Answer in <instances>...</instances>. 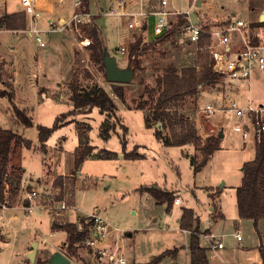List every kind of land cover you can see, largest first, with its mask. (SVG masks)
Masks as SVG:
<instances>
[{
	"label": "rangeland",
	"instance_id": "374dc122",
	"mask_svg": "<svg viewBox=\"0 0 264 264\" xmlns=\"http://www.w3.org/2000/svg\"><path fill=\"white\" fill-rule=\"evenodd\" d=\"M85 1H88V8L95 14L96 23L102 30L101 37L105 50L117 56L120 67L132 68L129 65V44L140 30L128 28L124 19L99 14L102 7L107 9L115 0ZM134 1L136 0H129L130 5H134ZM11 2L13 0H9V3ZM208 2V6L203 10L206 11L209 23H214L215 19L219 21L226 19V16H222L223 13L230 16V12H235L237 14L235 17L243 18L256 26L264 10V0H208ZM3 10V4H0V14ZM173 20L175 23L178 18ZM261 32L264 34V26L261 27ZM17 33L18 52L13 56L15 63L11 60V64L6 65V60L0 59V69L3 68L0 70V89L8 91L14 89L16 93L14 82L18 78V93L13 100L20 108L27 110L28 115L32 117L33 125H25L15 114L12 101L7 97H1L0 127L10 128L32 140V147H18L9 165V170L13 164L21 167L16 168L12 175L13 179H16L18 174L24 176L26 172L28 182L24 184L21 182V189L16 194L10 191L6 202L12 203L14 207H21L24 212L20 220L12 217L11 223L7 222V227L2 228L0 224V264H37L38 259H49L55 251L66 254L71 259V264H94L93 258L99 254L84 245L85 240L76 243L78 255H68L66 231L53 230L52 224L55 219L64 223H80L81 219L86 218L91 225L89 215L97 212L107 215L114 225L124 230V234H114L110 244H116L117 240L123 243V247L125 244L126 256H133L136 260H147L151 254H158L176 244L180 248V260L185 263L190 233L176 232L178 217L176 215L171 217L172 210L167 211L166 203H158L150 193L142 192L140 187L143 185L167 187L181 192L182 195L176 194L181 198V204L174 205L177 209L195 206L201 219L200 233L201 228L205 231L212 227L213 220L210 215L218 209L219 200L216 196L222 190L221 205L227 220L220 221L218 228L226 234L223 240L227 249L234 250L238 247L236 237L232 233L236 229L233 220L237 209L235 188L242 180L243 163L255 155V140L244 139L234 130V123L237 121L235 116L229 114L207 116L202 111V105L206 102L217 101L220 96L219 90H222L223 86L221 80L216 86L201 87L196 97L188 96L180 102V108L195 121L202 138L198 143L164 145L156 138L154 129L147 127L145 123L146 115L151 114L153 103L144 109L138 108L140 103L149 97L147 88L155 87L157 76L167 65L175 64L182 67L197 63L199 47L188 39L182 29L165 41L151 45L139 57L140 68L134 71L130 81L117 82L123 86L124 100L114 93L113 82L107 79L99 64L92 60L90 49L75 47L79 40L77 33L72 31L45 33L48 47L44 49L37 47L34 52L28 49L27 33L24 30ZM82 33L87 35L84 30ZM143 36L148 42L156 39L149 32L143 33ZM120 45L128 47L125 55L117 52ZM4 80L7 81L6 85ZM238 85L236 94L241 97V103L245 104L252 100L256 104H264V71H255L250 82H239ZM94 87H101L108 92L117 105L118 116H121V121H117V131L108 140L99 136L100 125L105 118L99 107L91 105L77 107L73 100V94L84 93ZM66 111L71 112L60 117L62 125L53 131L47 141L51 149L41 150L38 125L52 126L57 117ZM122 123L128 127L126 151L133 150L138 145L135 150L143 157L120 159L119 156L125 154L119 137L126 134ZM221 132L223 136L219 135ZM164 133L169 135L170 131L166 129ZM209 136L218 137L221 146L209 157L202 169L195 172L191 157L196 159V164L202 162L204 154L201 146ZM81 142V146L94 145L96 147L94 153L108 149L116 152L117 156L112 158L90 156L78 169L75 167L67 169L68 174L57 175L54 179L49 177L50 172L54 171L56 174L60 168L68 166V162L66 164L60 156L62 147L70 152ZM69 166L72 167L73 162ZM60 176L62 181L71 179L76 182V209L67 211L63 217L54 218L45 210L29 212L24 208L25 191L38 189L42 192V200L46 199L47 193L59 191L55 183ZM212 189L216 191L211 193ZM210 205L214 206V211H209ZM27 215L35 219L33 223L38 229L36 239H39V245L34 261L24 253L27 248L32 249L31 245L28 247L25 245L29 243ZM16 222L20 225H16ZM7 228L11 229L12 237V242L8 245ZM128 231H134V236L128 238L126 235ZM241 232L246 242L253 238L251 229L246 224L241 225ZM200 242L208 244L209 237L201 236ZM164 260L161 264H166ZM139 263L132 261V264ZM103 264L108 263L104 261Z\"/></svg>",
	"mask_w": 264,
	"mask_h": 264
},
{
	"label": "trees",
	"instance_id": "16d2710c",
	"mask_svg": "<svg viewBox=\"0 0 264 264\" xmlns=\"http://www.w3.org/2000/svg\"><path fill=\"white\" fill-rule=\"evenodd\" d=\"M85 2L88 4V1ZM186 20V17L179 16L177 22L173 23L171 28L164 34L156 37L154 41H146L143 36V29L140 30L139 33L135 35L134 40L129 44V65H131L133 70L136 71L140 68L139 57L145 53L151 45L157 42H163L172 37L182 28V25ZM0 23L8 29H24L26 27L23 13L18 12L7 14L6 11H3L0 14ZM257 25L264 26V22L259 21L257 22ZM83 30L85 34L89 35L92 39V42L88 47L90 49L92 60L99 64L105 72L106 67L104 64V57L106 50L103 46V39L101 37L102 30L100 26L95 22L91 26H84ZM204 40L205 39L202 38L199 43L197 63L195 65H185L182 67H178L175 64L167 65L163 72L157 76L155 87L152 89L147 88L149 94L148 99H145L138 106V108L144 109L145 106L153 103L151 114L146 115L145 123L147 127L154 129L156 138L164 145L169 146L198 143L202 139L195 121L190 119V116L186 115V113L180 108V102L188 96L196 97L199 94L201 87L216 86L221 80L220 76L214 72L212 68V61L209 54L201 49ZM112 88L114 93L120 99L124 100L125 92L123 86L117 82H113ZM156 89L157 94H155ZM1 97H7L12 101L15 114L25 125H33L32 117L28 115L27 110L25 108H20L15 104L13 100L15 97L14 89L12 91L0 89V98ZM73 100L77 107L85 105H91V107L98 106L100 112L105 115V118L100 125L99 136L108 140L112 134L117 131V121H121V116H118L117 105L105 89L94 87L84 93L73 94ZM70 112L71 111H66L61 113L52 126H46L43 124L38 125V140L41 150L47 149V141L53 131L62 125L60 117L67 116ZM159 121L162 122L161 126L157 125ZM123 128L126 131V134L119 137L125 150L124 157L134 159L143 157L135 150L138 145H136L133 150L126 151L128 127L123 124ZM166 129L170 131L169 135L164 133ZM220 143L218 137L209 136L206 139V142L201 146V150L204 154L202 162L196 164V159L191 157V163L194 165L195 172L202 169L211 154L220 148ZM81 145L82 142L74 151L76 169H78L84 160L90 156L97 155L100 158H112L117 156L116 152L108 149L94 153L96 147L92 144ZM18 147L31 148L32 140L10 128L0 127V209L5 201V190L7 185L9 186V191L14 194L21 189L23 174H18L16 179L12 178L16 168L21 167L13 164L12 169L9 170L12 155ZM56 180L55 185H61L62 177L60 176ZM140 190L142 192L147 191L150 193L158 203H167L168 212L172 210L177 197L174 190L155 185H143L140 187ZM236 197L239 216L241 218L252 219L257 228L258 221L264 218V139L257 143L255 157L243 164L242 183L237 186ZM6 204L8 207L13 206L12 203ZM196 220L197 225H194ZM198 221L199 218L196 216L193 208H183L180 218V227L190 231V243L188 246L189 262L190 264H211L207 255V247L202 246L199 242L200 227ZM52 228L53 230L63 229L66 231L67 237L65 242L67 244L68 255L70 256L78 255L76 243L84 241L91 231L90 222H87L86 218L81 219L80 223H64L55 219ZM259 251L262 263L257 264H264V244H260ZM178 252V247L167 248L159 254L154 255L150 260L140 262L139 264H161L167 257L175 259ZM37 262V264H49V259H38Z\"/></svg>",
	"mask_w": 264,
	"mask_h": 264
},
{
	"label": "built area",
	"instance_id": "2783aa9c",
	"mask_svg": "<svg viewBox=\"0 0 264 264\" xmlns=\"http://www.w3.org/2000/svg\"><path fill=\"white\" fill-rule=\"evenodd\" d=\"M158 0L157 4L149 8L141 6L131 9L129 0H115L107 9L102 8L99 14L123 18L130 29H138L149 32L158 37L168 31L173 25L174 18L186 17L182 30L188 39L199 47L204 38L201 49L205 50L212 61V68L221 78L222 90L217 101H208L202 105V111L207 116L233 115L237 118L234 130L239 132L244 139L253 138L256 143L264 139V104H256L248 100L241 103L238 97L237 86L239 82H250L255 71H264V34L259 25H252L243 18L230 15L226 19L209 23L206 19L204 7L208 6V0ZM22 11L25 13L28 24L24 31L40 47L48 46L45 33L68 32L77 33L78 42L75 47L87 48L92 39L82 33L83 27L93 25L96 16L91 12L84 0H75V11L71 16L49 19L44 27L41 23L42 9L39 0H20ZM197 13V22L192 20V13ZM117 52L125 55L128 52L126 45H120ZM59 191L47 193L46 199L42 200V192L38 189L25 191L24 208L29 212L45 210L54 218L63 217L64 214L76 209L75 195L76 182L65 179L58 186ZM10 191L7 185L3 207H8ZM181 198L175 199L179 204ZM91 224L90 234L84 241V245L91 247L99 254L100 258L106 259L108 264H129V259L121 245L110 249L108 246L114 234H124V230L113 224L112 220L99 212L89 215ZM188 232V229H185ZM209 248H223L224 242L212 241L216 236L210 235ZM238 240L242 239L240 232L236 233ZM215 255V254H214ZM97 264H101L98 262Z\"/></svg>",
	"mask_w": 264,
	"mask_h": 264
},
{
	"label": "crops",
	"instance_id": "0c3cea01",
	"mask_svg": "<svg viewBox=\"0 0 264 264\" xmlns=\"http://www.w3.org/2000/svg\"><path fill=\"white\" fill-rule=\"evenodd\" d=\"M74 1L75 0H39L40 7L42 9V20H41L42 25L44 27H46L48 25V20L52 19V18L53 19H55V18L58 19V18L71 16L73 14V12L75 11ZM157 1L158 0H156V1L153 0V2H150L149 0L148 1H146V0H136V1H134L135 2L134 5H130V4L129 5L131 6V9H138L141 6H144L145 8L146 7L149 8L148 6L151 7L152 5L157 4ZM0 4H3V9H4L3 11H6L7 14L13 13V12L23 13V15L25 17V21H26V26H27L28 20H27V17L25 15V13L22 11L20 0H13V2H11V3H9V0H0ZM86 5H87V3H86ZM87 7H88V5H87ZM230 15L236 16L237 14L235 12H230ZM222 16L225 17V16H229V15H224V13H223ZM118 19H123V18H118ZM258 20L260 21V18ZM24 29H21V28L20 29H18V28H16V29H8V28L4 27L0 23V59L1 60L5 59L6 60V65L11 64L10 63L11 60L14 61L13 56H15V54L18 52L19 35H18L17 32H21ZM27 35L29 37V47H28V49H29L30 52H32L34 49L36 50L37 47L39 49H44V48L48 47V46H46V47L38 46V44L34 41V39L32 37L29 36L28 33H27ZM14 63H15V61H14ZM1 70H3L2 67H1ZM17 80H18V78H16L15 82H14L15 87H16L15 95L18 93ZM4 82H5V85H6L7 81L4 80ZM252 140H253V138H252ZM254 143H255V154H256V142L254 141ZM220 146H221V143H220ZM47 148L51 149L50 147H48V143H47ZM75 149H73L70 152H67L65 150L64 146L62 147L60 156H61L62 159L65 160L66 164L68 162V166H64V167L60 168L59 171L56 174L54 173V171L50 172L49 173V177H52V179H54L57 175L68 174L67 169L75 167V155H74ZM119 157H120V159L121 158L122 159L125 158L123 155H120ZM254 157H255V155L253 156V158ZM253 158H251V159H253ZM251 159H249V160H251ZM71 162H73V166L72 167L69 166V165H71ZM242 170H243V167H242ZM27 178H28V176H26V172H24V176H23V179H22V182H23L22 184H24L25 182H28ZM242 178H243V175H242ZM32 179H34V178H32ZM241 183H242V180H241V182H239L236 185L239 186ZM206 186H208V185H206ZM163 188H167V187H163ZM167 189L174 190L176 192V194L177 193L181 194V192H179L177 189H172V188H167ZM236 189H237V186L235 188V194H236ZM213 191H216V190L212 189L210 192L212 193ZM221 193H222V190L216 196L217 199L219 200L218 209L216 210V212H214L212 215H210L212 220H213L211 222L212 227L208 228L205 231L201 228L202 232L200 233V236H199V242H200V237L201 236L207 235L209 237V243L208 244H202L201 242H200V244L202 246H204V247H207V255H208V258L210 260V263L211 264H257V263H262V258H261V254H260V251H259V246H260V244H264V218H262V219H260L258 221L257 228H256L255 224H254V221L252 219L241 218L239 216L238 207L236 209V214L237 215L235 214L234 218H233V220H235L234 224H235L236 229L232 233H233V235L235 237H236V233L237 232H240L242 234L241 225L246 224V226L251 229V232L253 234V238L246 242L245 241V236L243 234H242V239L241 240H238L237 237H236V241H237L238 247L235 248L234 250L227 249L225 244H224L225 246L223 248L216 249V252L213 249L209 248L210 239H211L210 235L211 234H214L216 236L214 239H212V241H214V242L220 241V240H222L224 242L223 237L226 235L223 232L222 229L218 228V224H219L220 221H226L227 220L226 214H225L224 209H223V207L221 205ZM183 200H184V197H183ZM180 204H181V202L179 204H177V205L179 206ZM175 205L172 208V211L171 212L169 211V212L171 213V217L173 215L174 216L176 215L178 217L177 218L178 227L176 228V232H183L184 234H188V233H190L189 230H188V232H185V229L180 227L181 214H182L183 208L187 207V206H183V207L177 209L175 207ZM236 206H237V197H236ZM189 207L194 209L196 216H198V218H199V221H198L199 223L198 224L200 226V220H201L200 219V214L198 213V211L195 208V206H189ZM214 209H215L214 206L210 205L209 211H214ZM22 210H21V207H17V206L1 208L0 209V224H1L2 228L8 226L7 222L11 223L12 217H13V219L16 218V220L22 219L23 218V212H24V210L23 211ZM26 218H27L26 219L27 220L26 224L28 225V228H29V230H28L29 232L27 234V238H28L27 241H29V243L25 244V245H26V247H28V245L30 246L33 241H35V240L39 241V239L38 238L36 239V234L38 233V229L36 228V224L33 223V221H35V219H33V217L31 215H27ZM18 223L19 222H16L15 224L17 225ZM18 225H20V224H18ZM194 225H197V220L194 222ZM7 231H8V237H6V240H7L6 244L8 245V244H11L12 237H11V229L7 228ZM53 233H55V232H53ZM126 233H127L126 235H127L128 238L134 236V231H128ZM171 241L173 242L174 239H171ZM118 244L123 247V243H119L118 240L116 241V244L113 245V244L109 243L108 246L110 247V249H113ZM174 247H178V245L173 244V246L168 247V248H174ZM124 248L126 249L125 244H124L123 249ZM29 251H31L30 248H27L26 252H24V253H27V255H28ZM125 252H126V250H125ZM88 255H90V254H88ZM154 255H157V254H151L150 258L147 259V260H136L133 256L129 257V255L127 257L129 259V264H132V261H134L136 263L148 261ZM104 261H106V259H104V258L102 259L99 256L96 257V258L95 257L93 258V263L94 264H97L98 262H101L103 264ZM164 263H166V264H190V262H189V247L186 248V260H185V263H183L182 260H180V248H179L178 255H177V257L175 259L166 258L164 260Z\"/></svg>",
	"mask_w": 264,
	"mask_h": 264
},
{
	"label": "water",
	"instance_id": "95a60500",
	"mask_svg": "<svg viewBox=\"0 0 264 264\" xmlns=\"http://www.w3.org/2000/svg\"><path fill=\"white\" fill-rule=\"evenodd\" d=\"M198 5H200V0L198 1ZM192 20L197 22V13L193 12ZM260 21L264 22V10L261 13ZM104 64L106 67V77L111 82H118V83H125L132 79L134 76V70L130 67L122 68L118 64V59L116 55H112L109 51L106 50L105 57H104ZM158 126L162 125V122L159 121L157 123ZM223 136V132L219 134ZM39 241L35 240L32 242L31 251L28 252V257L31 261H34L36 258V253L38 249ZM49 264H71V259L61 251H55L51 257L49 258Z\"/></svg>",
	"mask_w": 264,
	"mask_h": 264
}]
</instances>
